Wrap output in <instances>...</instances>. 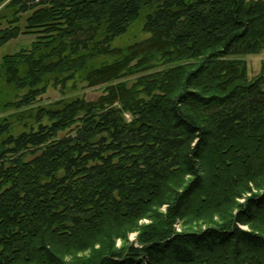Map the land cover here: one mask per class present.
<instances>
[{
  "label": "trees",
  "instance_id": "trees-1",
  "mask_svg": "<svg viewBox=\"0 0 264 264\" xmlns=\"http://www.w3.org/2000/svg\"><path fill=\"white\" fill-rule=\"evenodd\" d=\"M13 16L0 49L38 38L0 67V114L25 123L0 119V264H264V74L243 59L264 52V0H11ZM136 23L149 37L115 46ZM72 81L106 89L38 106Z\"/></svg>",
  "mask_w": 264,
  "mask_h": 264
},
{
  "label": "rangeland",
  "instance_id": "rangeland-1",
  "mask_svg": "<svg viewBox=\"0 0 264 264\" xmlns=\"http://www.w3.org/2000/svg\"><path fill=\"white\" fill-rule=\"evenodd\" d=\"M11 0H8L2 7H0V13L3 10L4 6H6ZM31 13L25 14L22 16L19 20L20 21V27L24 30L26 27V20L30 17ZM16 17H11L7 21L0 23V31L4 30L5 28L9 27L10 25L7 24L8 21L15 20ZM149 37V35L144 34L142 31V25L139 23H136L129 32L123 36L122 38L118 39L115 42V46H127L134 44L136 42L145 40ZM38 36L36 34L34 35H21L19 39L14 40L10 42L8 45L0 49V67L2 59L5 56L13 55L16 53H19L23 50L29 51L32 47V44L37 40ZM243 59L247 62L248 65V73H249V79L254 80L260 75L264 74V52L259 55H249L243 57ZM164 68H158L157 70L153 72H160ZM136 81V78L131 79H125V82H129L130 85H133ZM106 87H96V88H89L87 84L82 83L80 81H72L67 84L65 88L57 87L54 88L53 86H50L44 96L40 98V102L38 106H43L45 108H50L58 103L61 102H68L73 101L77 99H86L88 101H94L98 97H100ZM21 111H15V110H9L7 112H4L3 114H0V119H7L13 123V134L15 136H18L19 134L23 133L25 131V123L19 122V115ZM126 118L128 121H131V116L126 115ZM29 122V121H28ZM32 123V122H29ZM258 193L257 191L254 192V194ZM240 204H244L245 200L242 199L239 201ZM215 223L220 222V219L215 217L214 218ZM142 224H149V221H144ZM208 225L207 224H199V225H193V226H187L183 223L178 222L175 225V229L178 233L182 232L185 229L189 230H196V229H204ZM240 228L244 231H250L251 229L247 226H240ZM138 235V234H137ZM136 233L131 234L129 236V240L133 243H135L137 239ZM122 242L118 241L116 244V247H121Z\"/></svg>",
  "mask_w": 264,
  "mask_h": 264
}]
</instances>
